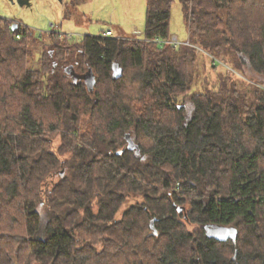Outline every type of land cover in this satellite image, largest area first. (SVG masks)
Masks as SVG:
<instances>
[{
    "label": "trees",
    "instance_id": "1",
    "mask_svg": "<svg viewBox=\"0 0 264 264\" xmlns=\"http://www.w3.org/2000/svg\"><path fill=\"white\" fill-rule=\"evenodd\" d=\"M172 1L142 39L0 17V264H264V0H180L177 44Z\"/></svg>",
    "mask_w": 264,
    "mask_h": 264
},
{
    "label": "rangeland",
    "instance_id": "2",
    "mask_svg": "<svg viewBox=\"0 0 264 264\" xmlns=\"http://www.w3.org/2000/svg\"><path fill=\"white\" fill-rule=\"evenodd\" d=\"M145 2L146 0H30V5L25 6L20 5L17 0H0V17L29 26L37 32L47 33L53 30L65 33L71 43L78 42L84 35H97L107 29L112 31V36L142 39ZM169 30L171 36H176L179 42L187 40V23L180 0L172 1ZM193 68L199 71L200 80L209 78L211 81L218 76L210 69L206 54L200 53L197 60L195 58ZM246 73L249 74V71L246 70ZM132 199H127L121 209L132 203ZM233 234L232 227L211 226L210 235L213 237L223 239Z\"/></svg>",
    "mask_w": 264,
    "mask_h": 264
},
{
    "label": "water",
    "instance_id": "3",
    "mask_svg": "<svg viewBox=\"0 0 264 264\" xmlns=\"http://www.w3.org/2000/svg\"><path fill=\"white\" fill-rule=\"evenodd\" d=\"M17 2L20 4V5H25V6H29L30 5V0H17ZM17 26V22H15L13 24V27H16ZM151 226H153L152 222H151Z\"/></svg>",
    "mask_w": 264,
    "mask_h": 264
},
{
    "label": "built area",
    "instance_id": "4",
    "mask_svg": "<svg viewBox=\"0 0 264 264\" xmlns=\"http://www.w3.org/2000/svg\"><path fill=\"white\" fill-rule=\"evenodd\" d=\"M105 35H107V36H112V34H111V31H106L105 32ZM171 42L172 43H174V44H177L179 41H178V39L176 38V36H171Z\"/></svg>",
    "mask_w": 264,
    "mask_h": 264
},
{
    "label": "crops",
    "instance_id": "5",
    "mask_svg": "<svg viewBox=\"0 0 264 264\" xmlns=\"http://www.w3.org/2000/svg\"><path fill=\"white\" fill-rule=\"evenodd\" d=\"M106 31H111V30H110V29H107ZM106 31H105V32H106ZM111 34H113L112 31H111Z\"/></svg>",
    "mask_w": 264,
    "mask_h": 264
}]
</instances>
